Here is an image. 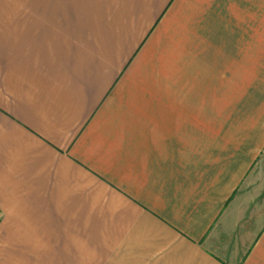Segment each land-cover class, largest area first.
Returning <instances> with one entry per match:
<instances>
[{"label": "crops", "instance_id": "0c3cea01", "mask_svg": "<svg viewBox=\"0 0 264 264\" xmlns=\"http://www.w3.org/2000/svg\"><path fill=\"white\" fill-rule=\"evenodd\" d=\"M225 40L264 0H0V264H264V89Z\"/></svg>", "mask_w": 264, "mask_h": 264}, {"label": "rangeland", "instance_id": "374dc122", "mask_svg": "<svg viewBox=\"0 0 264 264\" xmlns=\"http://www.w3.org/2000/svg\"><path fill=\"white\" fill-rule=\"evenodd\" d=\"M226 49V57L228 56V51L230 50L233 54L240 53V59L242 60V67L251 66L252 71L250 72V77H255V85L258 90L264 89V40H225L223 41ZM242 73V72H241ZM226 75V73H225ZM238 76V75H237ZM235 74L234 80L239 79ZM242 82L244 78L240 76ZM241 81V80H240ZM232 82V80H231ZM225 85L229 84L230 81L225 79ZM233 83V82H232ZM225 90H228L227 87H224ZM243 88L241 89V98L238 105H234L237 111H247L249 108V102L252 101V92L251 95H245L243 97ZM252 91V87H251ZM226 99H228L225 96ZM232 104L225 103V112L228 113L231 111ZM239 107V109H237ZM253 175V176H252ZM257 192L256 197L253 199L252 205L258 208V214L261 213L260 205L264 204V191L260 192L261 189H264V153L258 160L256 166L252 169V174L249 182H254ZM260 215L257 217L259 218Z\"/></svg>", "mask_w": 264, "mask_h": 264}]
</instances>
